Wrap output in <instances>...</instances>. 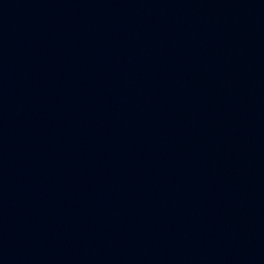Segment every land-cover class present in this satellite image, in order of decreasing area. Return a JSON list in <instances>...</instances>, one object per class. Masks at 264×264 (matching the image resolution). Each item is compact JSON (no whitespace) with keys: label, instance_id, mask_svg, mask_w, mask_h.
<instances>
[{"label":"water","instance_id":"1","mask_svg":"<svg viewBox=\"0 0 264 264\" xmlns=\"http://www.w3.org/2000/svg\"><path fill=\"white\" fill-rule=\"evenodd\" d=\"M0 264H264V0H0Z\"/></svg>","mask_w":264,"mask_h":264}]
</instances>
